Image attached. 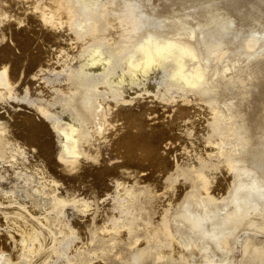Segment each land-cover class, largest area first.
Wrapping results in <instances>:
<instances>
[{"label": "bare ground", "instance_id": "bare-ground-1", "mask_svg": "<svg viewBox=\"0 0 264 264\" xmlns=\"http://www.w3.org/2000/svg\"><path fill=\"white\" fill-rule=\"evenodd\" d=\"M99 1L101 3L98 5ZM134 1L47 0L55 6L56 18L65 23V30L63 35H58L57 43L63 51L68 52L69 58L64 59L60 67L72 65L74 60L79 61V67L70 68L57 85L63 93V99L58 103L62 109L60 112H69L70 116L56 119L77 128L79 139L74 137V140L78 150L103 152L106 157L111 154L108 149L112 146L108 137L118 139L124 131L121 108L125 105L112 99L113 96L119 95L135 102L136 110L156 123H166L172 115L164 114L169 107L177 110L178 105L179 110L190 113L186 116L190 117L188 120L192 123L189 131L202 140L207 150L204 156L214 162L212 179L206 189L192 177L160 192L152 187L150 181L142 176L137 177L136 169H123L133 173L131 184L122 182L125 187L119 191L125 197L119 194L117 202L98 207L90 219H82L84 215L76 213L73 223L78 234H71L78 239L73 254L68 256V264H146L147 261L159 264L164 258L167 264H236L232 252L238 242L243 245L242 251L244 249L240 264L261 261L264 259V239L248 236L242 240L239 235L249 228L264 232V208L261 207L264 202L261 201L260 191L264 187V175L259 171V164L250 165L245 160L248 148L241 147L242 139H247L243 137L242 130L251 135L252 127L241 108V99L233 98L238 95L243 98L249 93L248 77L243 73L244 68H249H239L236 64L239 59L229 58L233 50L230 44L233 42L227 37L229 32L225 31V25L233 23L234 19L226 15V23H221L217 29L211 28L208 35L200 39L198 28L190 24V20L182 18L183 15H176L173 19L167 15L160 19L141 9V5ZM79 2L86 4L84 10ZM30 3L32 0H0V27L7 26L12 18H35V8L30 11ZM48 11L49 15L53 14L52 8ZM167 19L171 20L167 22ZM197 25L200 28L204 26L202 22ZM232 29L234 37H237ZM263 38L248 36L239 49L247 54L258 53L259 57L262 54L260 49L264 47ZM162 45L170 46V59L161 61L160 66L152 64L147 70L143 66L133 68V64H139L141 59L146 61L147 54ZM68 46L75 49L68 51ZM141 46L143 50L138 51ZM185 49L191 50L195 59L185 56ZM133 55L137 59L134 60ZM113 59H116L118 66L116 62L112 63ZM177 66L183 68L184 79L171 78L172 69ZM157 67L168 71L162 85L157 84L152 89L142 88L136 91L135 96L123 89L124 82L140 80ZM233 67H238V72L228 76V71ZM130 69L137 73L136 77L130 74ZM88 71L98 78L90 79ZM98 72L102 74L97 75ZM253 73L247 72L249 76H253ZM194 74L205 77L200 82L202 87L192 88L186 82L194 79ZM230 86H238V95L222 98L219 89ZM36 90H40L39 87ZM158 96L161 99H157ZM39 98L36 107L30 105L28 112L13 110L25 112L27 116L35 113L37 119L53 123L56 119L48 120L36 110L47 104V111L54 115L51 101L45 97ZM166 100H170V103H166ZM117 114L121 119H116ZM238 116L246 119H237ZM0 117L5 115L0 112ZM6 117L15 121L11 111ZM210 120H215L214 126L209 123ZM118 127L119 133L116 132ZM9 129L8 138L0 137V180H5L6 184L0 186V219L5 224L0 234L6 241L14 238L22 254L12 258L1 249L0 264H19L24 259H30L27 264H36L38 257L41 264H45L56 241L67 236L57 237L56 234L64 231L53 228L55 221H62L61 215L65 209L58 202L75 192L88 199L85 192L93 184V169L87 161L77 164L75 172L61 166L59 160L50 167L44 156L28 153L27 145L17 129L12 125H9ZM100 129H103V134ZM209 129L214 131L211 144L205 139ZM177 134L181 136V130ZM190 144L195 145L192 139ZM22 147L25 149L23 154L19 152ZM14 156L18 158L12 159ZM34 157L41 158L37 163L39 167L36 174H27L31 168L29 161ZM16 175L24 180L31 176L29 186L21 185L26 192L23 194L26 198L20 196L21 201L9 194L15 193L18 184H22L15 180ZM35 179L41 181L35 184ZM143 186H147L148 191ZM166 196L175 201L169 209L163 207ZM41 198L48 202H42L44 199ZM117 208L123 209L121 216L116 212ZM96 215L110 219L111 225L104 227L101 219L99 227L93 226ZM201 223L204 231L198 227ZM33 239L36 240L35 245L31 243ZM3 242L1 239L0 243ZM52 242L54 245H51ZM197 250L203 257L200 262L194 260ZM33 258L36 259L33 261ZM110 258L121 261L109 263L107 260Z\"/></svg>", "mask_w": 264, "mask_h": 264}, {"label": "snow or ice", "instance_id": "snow-or-ice-1", "mask_svg": "<svg viewBox=\"0 0 264 264\" xmlns=\"http://www.w3.org/2000/svg\"><path fill=\"white\" fill-rule=\"evenodd\" d=\"M28 7L30 11L35 8V18L32 16L28 19L21 17L19 20L12 18L7 26L0 27V105H8L16 101L35 108L40 100L36 93L39 87L42 96L55 106L63 99V93L57 87L65 75L60 70V66L64 59L69 58L68 52L63 51L61 45L57 43L58 35H63L65 23L56 18L55 6L47 0H32ZM227 7L240 8V0H230ZM49 8L53 9L52 15H49ZM237 22L245 23L246 21L243 17H237ZM232 30L230 22L225 25L226 32L230 33ZM53 44L56 46L53 47ZM142 50L143 46L138 49V51ZM183 54L195 59L193 52L189 49H185ZM171 55L169 45L158 46L153 52L147 54L146 61L141 59L139 64H133V68L143 66L147 70L152 64L160 66L161 61L170 59ZM133 59H137L136 55H133ZM54 68L56 71H53ZM129 72L134 77L137 76V73L132 72L131 69ZM172 72V79H184L182 67H174ZM204 79L202 74H194V79H188L186 82L190 87L197 88L202 87L200 82ZM133 83H139V80H134ZM112 99L125 105L121 108L124 114V131L118 139L113 140L111 136L108 137L112 146L108 149L111 154L106 157L103 152L78 150L74 140V137L79 139L78 130L71 124H66L59 119L48 124L44 122V119H37L35 113L33 116H27L25 112H16L11 107L8 110L12 112L15 121L6 116L0 117V137L8 138L9 125H12L27 145L28 153L44 156L50 167L56 165L59 160L61 166H67L68 170L75 172L77 164L87 161L94 175L92 186L85 192L88 199H84L79 193H74L58 203L59 206L67 207L71 212L82 214L89 219L98 207H107L112 204L113 195L125 187L122 182L133 173L122 171L123 169H136L137 177L142 176L144 180L151 181L159 187H165L166 190L192 177H195L201 187L205 189L208 187L212 179L214 162L205 157L202 152L197 156L193 151L189 138L194 140L196 137L189 131L192 129V123L186 119V116L190 114L187 110H179L178 105L175 111L169 107L168 112L172 113L171 118L166 123H156L144 113L138 112L135 102H130L119 95L113 96ZM157 99L161 97L158 96ZM165 102L170 103V100ZM129 104L132 106L129 107ZM47 108L48 105L44 104L36 110L48 120H53ZM0 111H3V108H0ZM116 119H121V116L117 114ZM237 119H246V117L238 116ZM209 123L214 126L215 120H210ZM248 123L252 127V134L249 135L247 131L242 130L243 137L247 139H242L241 147L248 148L245 160L250 165L259 164V171L264 175V114L258 122L248 121ZM256 123L258 127L255 126ZM170 127L173 131L180 128L181 136L170 135ZM100 131L103 134V129ZM116 132H120L119 127L116 128ZM213 137L214 131L209 129L208 137L205 138L209 144ZM249 142L251 148H249ZM181 149H185L183 155L179 154ZM24 151L23 147L19 149L21 154ZM174 153L177 155H173ZM17 158L12 157V159ZM143 187L145 191H148L147 186ZM260 191L261 201L264 202V187ZM261 207L264 208V203ZM198 227L204 231L203 223ZM31 243L35 245L36 240L33 239ZM36 264L41 262L37 260Z\"/></svg>", "mask_w": 264, "mask_h": 264}, {"label": "rangeland", "instance_id": "rangeland-1", "mask_svg": "<svg viewBox=\"0 0 264 264\" xmlns=\"http://www.w3.org/2000/svg\"><path fill=\"white\" fill-rule=\"evenodd\" d=\"M136 4L141 5V9H144L148 13L153 14L154 16L160 17V19H163L165 16H171L172 19L176 17V15H183L182 18L190 20V24L195 25L198 29V36L201 39L203 36L206 37L208 35L209 30L212 29H217L218 25L221 23H226L228 21L227 16H231L234 20L233 23H231L232 27L234 28V33L237 35V37H234L233 35V30L228 34V38L232 40L233 43L230 44L231 48L233 49L232 52H230V59H239V61L236 63L238 67H244L247 66L249 69L244 68V75L248 77L247 79V88L249 90V93L245 95V97L242 98L241 95H238L239 89L238 86H230L229 88L223 87L220 88V95L222 98H229V97H234L237 96V98H233V100H238L240 98L241 102V108L242 110L247 114V117L249 118V121H259L260 117L262 114H264V47H262L261 52L262 54L257 57L258 53L255 54H247L246 52H243V49H239L241 43L244 42V40L251 35H256V36H263L264 37V0H240L241 7L240 8H229L227 5L230 4V0H135L134 1ZM82 10L85 9L86 4L83 3L85 6H83L82 2H79ZM101 2L99 1L98 5ZM127 2L125 1V4ZM188 16V17H185ZM237 17H243L244 20L246 21L245 23H238L237 22ZM171 19H167L166 21L169 22ZM202 22L204 24L203 27H198L197 23ZM230 40V41H231ZM264 40V38L262 39ZM261 40V41H262ZM237 48L239 50H237ZM68 51H73L75 49L73 46H68ZM115 60V61H114ZM250 64H248V61H250ZM116 59H113L112 63H115ZM72 65L66 64L64 67H60V70L65 74L62 78L66 76L70 68H78L79 67V61L77 62L74 60L72 62ZM117 64V62L115 63ZM221 64V63H220ZM113 67H116V65L112 64ZM118 66V64H117ZM238 67L232 68L231 71H228V76L232 75L233 73L236 74L238 72ZM252 70V71H251ZM53 71H56L54 68ZM254 71V73H253ZM247 72H252L253 76H249ZM95 74V73H93ZM91 74L89 71L87 75L89 76L90 79L93 78H98ZM101 72H98L97 75H101ZM168 74L167 69H162L161 67H157L153 70H151L146 76L141 77L139 80V83H128L124 82L122 84L123 89L131 93V96L136 95V91L142 89V88H151L157 84H163L165 82L166 76ZM142 85V87H141ZM249 86V87H248ZM38 88V87H37ZM173 90V89H172ZM37 97H43L41 94L40 90H36ZM17 104H21L20 102H10L8 105H2L1 108H3V111H0L2 114L5 116L8 115L9 112V107L12 109H21L24 111H30V105H27V107L23 106H17ZM60 104H56L55 106L52 105V109L54 110V115L52 113L53 119L56 118H65L69 117L70 113L69 112H60L62 109L61 107L59 108ZM60 110H59V109ZM58 109V110H57ZM160 109V108H159ZM60 112V113H59ZM56 113V114H55ZM58 113V114H57ZM69 115V116H68ZM164 115H172V113H169L168 111ZM55 117V118H54ZM190 117H187L186 119L188 120ZM64 121V120H62ZM199 122V121H198ZM201 122V121H200ZM256 127L259 125L256 123ZM180 128H176L174 131L171 129L170 134H174L177 137H180L177 133L180 132ZM193 142L195 145H192L193 151L195 152L196 155H200L201 152L206 155L207 150L205 149V145L202 142L200 138L197 136ZM179 142V141H177ZM189 143H191V139L189 138ZM185 149H181V152L179 153L180 155H183ZM33 155V154H31ZM23 157V155H22ZM41 158L40 157H34V160L31 159L29 162L31 164V168L29 169L28 173L36 174V171L39 167L37 163H40ZM14 168V166L11 168V170ZM133 170V169H131ZM28 180H24L23 177L20 176H15V180H19L22 184H18V188H16L15 193L10 192L9 194H12L14 199L20 200V196L23 194L25 195L26 192L21 189V185L29 186V183L31 181V176ZM133 179V176H130L126 178L123 182L125 184H131V181ZM41 180L35 179V184ZM151 182V181H150ZM153 188L156 187L160 192H164L166 190L165 187H159L153 182ZM3 185L5 186V180H0V186ZM20 185V186H19ZM20 187V188H19ZM76 193V192H75ZM119 194L121 195L122 192H118L115 195H113V201L117 202L119 200ZM23 195V196H24ZM123 196V195H121ZM82 197V196H81ZM125 197V196H123ZM24 198H26L24 196ZM44 199V200H42ZM101 200L103 199L102 197L100 198ZM42 202H48L45 198H41ZM174 200L171 198L169 200V197H165V201L163 202V207L166 209H169L171 205H174ZM43 204V203H42ZM48 205V204H47ZM118 207V206H117ZM121 208H119V212L116 210L118 215L121 216L122 213ZM63 216L61 218L62 221H55L53 224L54 230H63L64 232L62 234H56L57 237L60 235H67L66 237H62V240L60 239L59 241H56L55 246L59 250L53 247V249L50 251V255L46 259L45 264H68V256L73 254L74 247L77 244V237L71 232H75L78 234L76 231V226H74L73 219L76 217V213H73L70 211L69 208L65 207L64 212L62 213ZM82 219H86L84 216ZM93 219H96L93 222V226L99 227L101 224V219L103 220L104 227L106 225H111V220L106 219V218H100L99 216H95ZM5 228V224L1 221L0 219V233L3 231ZM52 228V227H51ZM52 228V229H53ZM246 232V233H245ZM255 232V233H254ZM250 233V234H249ZM253 234V235H251ZM257 234V235H256ZM72 235V236H71ZM240 238H247L248 236H252L255 238H260L264 239V232H259L256 230H253L251 228L242 230L240 233ZM3 239L5 242L2 244L0 243V251L1 249H4L5 253L7 256H10L12 258L14 257H20L22 252L20 250V246L18 242L13 238L8 241H6L0 234V240ZM242 239V240H244ZM241 241V240H240ZM51 245H54V242L51 243ZM49 245V246H51ZM82 244L80 243L79 246ZM236 247L233 250V258L236 261V264H240V261L243 257V245L241 242H238ZM235 252V253H234ZM221 254V252H219ZM241 256V257H240ZM236 257V258H235ZM217 258V257H216ZM36 258H33V261ZM166 258L163 259V262L159 264H167L166 263ZM197 260L200 262L203 257L201 256V253L197 250L196 252V258L194 260ZM240 259V260H239ZM30 259H24L21 261L19 264H27V262ZM38 260L39 257H38ZM195 260V261H196ZM120 262L121 259H108L107 262L109 263H114V262ZM196 261V262H197ZM239 261V262H238ZM37 262V261H36ZM120 264V263H117ZM146 264H151L149 261L146 262ZM171 264V263H169ZM172 264H182L180 262L172 263ZM251 264H264V259L261 261L255 260Z\"/></svg>", "mask_w": 264, "mask_h": 264}]
</instances>
